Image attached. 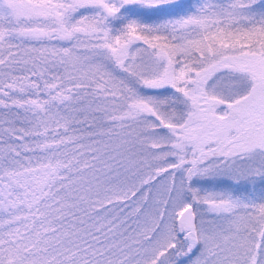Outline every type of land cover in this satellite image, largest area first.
<instances>
[{
    "label": "snow or ice",
    "instance_id": "6c2138e0",
    "mask_svg": "<svg viewBox=\"0 0 264 264\" xmlns=\"http://www.w3.org/2000/svg\"><path fill=\"white\" fill-rule=\"evenodd\" d=\"M0 264H264V0H0Z\"/></svg>",
    "mask_w": 264,
    "mask_h": 264
}]
</instances>
